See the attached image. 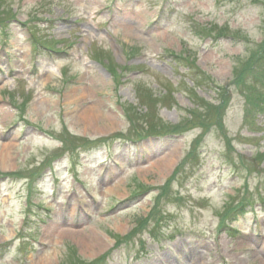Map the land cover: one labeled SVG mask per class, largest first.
I'll list each match as a JSON object with an SVG mask.
<instances>
[{"label":"rangeland","instance_id":"rangeland-1","mask_svg":"<svg viewBox=\"0 0 264 264\" xmlns=\"http://www.w3.org/2000/svg\"><path fill=\"white\" fill-rule=\"evenodd\" d=\"M0 6V18L13 15L0 27V68L7 73L8 51L14 69L22 70L18 80L0 75V171L32 180L48 175L33 193L19 188L24 179L3 184L12 200L0 205V246L11 250L1 251L0 264H40L52 249V264L262 263L264 189L259 197L257 184L264 171V105L257 103L264 87L254 88L253 80L257 85L264 77V0H0ZM25 22L50 50L32 49ZM198 25L230 36L206 37ZM250 61L249 78L233 86L234 69ZM156 125L161 131H149ZM209 127L216 132L202 139ZM136 133L142 138H123ZM196 138L203 142L199 152ZM85 146L100 150L80 154ZM65 149L67 156L49 164ZM129 151L128 160L141 153L147 159L120 175L117 163ZM173 153L171 167L150 169ZM231 159L254 174L244 172V179ZM184 161L183 174L167 185ZM114 180H123L119 189ZM29 195L42 216L22 225ZM251 195L255 204L246 216L221 229L223 207ZM155 206L163 216L153 230L158 238L148 234ZM145 218L151 219L142 233L127 236ZM58 227L81 235L46 238ZM91 227L103 239L92 246L81 240ZM177 230L174 239H162ZM117 236L124 242L116 247Z\"/></svg>","mask_w":264,"mask_h":264},{"label":"bare ground","instance_id":"bare-ground-1","mask_svg":"<svg viewBox=\"0 0 264 264\" xmlns=\"http://www.w3.org/2000/svg\"><path fill=\"white\" fill-rule=\"evenodd\" d=\"M92 119H93V117L90 118L89 116H87V120L91 121ZM175 158H176V153H173L172 155H169L166 158L157 160L156 162H154L153 164L150 165V169L156 167L159 171H164V170H166L167 168H169V167H171L173 165V163L175 161ZM141 170L144 171L145 168H142ZM146 170H148V169L146 168ZM121 183H123V180H121L118 184H115V186H113V188H116L117 187L119 189ZM113 188H110L108 190L110 192V194L114 192ZM74 211H76V209H74ZM67 225L73 226L72 223L71 222L69 223L68 221H67ZM59 228H61V227H58V229L57 228L54 229L52 233H49L46 236V238L51 239V236H54L55 235L54 238L63 239V238H66L67 235H69V234L72 236L71 238H76V237H78V236L81 235V233H73V232H70L69 230L67 231V230L64 229V227H62V229H59ZM92 229H90L87 234L86 233H82V234H86L87 237H85L84 239H81V240H84V244L87 243L86 240H89L88 243L90 244V246H92L93 244H95L94 241H96V242H102V240H103L99 235H96L97 232L94 233L96 230L95 229L92 230ZM49 230H50V227L48 228V230L46 231V233L49 232ZM57 243H58V241H56L55 245ZM56 256H57V251H55V249H52L50 251V253H46L41 258L40 264H52V262L55 260ZM254 258H256V257H254ZM191 264H202V263H201L200 260L194 259L191 262ZM261 264H264V260L262 261Z\"/></svg>","mask_w":264,"mask_h":264},{"label":"trees","instance_id":"trees-1","mask_svg":"<svg viewBox=\"0 0 264 264\" xmlns=\"http://www.w3.org/2000/svg\"><path fill=\"white\" fill-rule=\"evenodd\" d=\"M254 66H255V64L252 61H250V62L246 63V65H244L242 69H240V70L237 69L238 71L236 70L237 74L235 75L236 78H235L234 83L238 84V83L242 82L246 77H248L249 74L243 73V70L245 69V71L249 72L251 67H254ZM219 111H221V110H219ZM156 127H161V126H156Z\"/></svg>","mask_w":264,"mask_h":264}]
</instances>
